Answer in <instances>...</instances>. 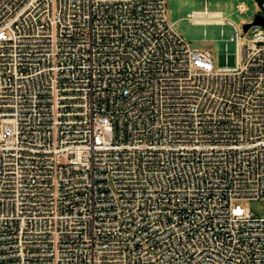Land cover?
<instances>
[{
  "label": "built area",
  "instance_id": "built-area-1",
  "mask_svg": "<svg viewBox=\"0 0 264 264\" xmlns=\"http://www.w3.org/2000/svg\"><path fill=\"white\" fill-rule=\"evenodd\" d=\"M167 7L0 0V264H264V28Z\"/></svg>",
  "mask_w": 264,
  "mask_h": 264
},
{
  "label": "rangeland",
  "instance_id": "rangeland-1",
  "mask_svg": "<svg viewBox=\"0 0 264 264\" xmlns=\"http://www.w3.org/2000/svg\"><path fill=\"white\" fill-rule=\"evenodd\" d=\"M167 18L174 26L175 31L185 39L194 49L208 51L213 56L216 68L220 67L223 55H237V44L232 41V36L237 38V32L233 25H193L188 15L194 12L208 11L222 13L223 19L230 21L242 29L243 42L251 38V32L245 33L243 27L252 23L260 6L256 0H167ZM240 3L246 4L249 9L246 13L237 11ZM249 208L256 217H264V206L260 202H247Z\"/></svg>",
  "mask_w": 264,
  "mask_h": 264
},
{
  "label": "water",
  "instance_id": "water-1",
  "mask_svg": "<svg viewBox=\"0 0 264 264\" xmlns=\"http://www.w3.org/2000/svg\"><path fill=\"white\" fill-rule=\"evenodd\" d=\"M253 26H260L264 28V16L262 14H258L252 24L244 25V32H248Z\"/></svg>",
  "mask_w": 264,
  "mask_h": 264
},
{
  "label": "bare ground",
  "instance_id": "bare-ground-1",
  "mask_svg": "<svg viewBox=\"0 0 264 264\" xmlns=\"http://www.w3.org/2000/svg\"><path fill=\"white\" fill-rule=\"evenodd\" d=\"M211 16H220V13H212Z\"/></svg>",
  "mask_w": 264,
  "mask_h": 264
}]
</instances>
